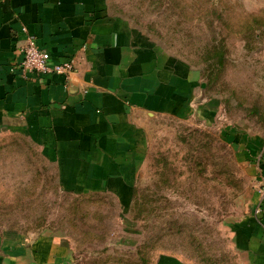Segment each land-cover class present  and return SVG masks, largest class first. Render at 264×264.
Listing matches in <instances>:
<instances>
[{"label": "rangeland", "instance_id": "374dc122", "mask_svg": "<svg viewBox=\"0 0 264 264\" xmlns=\"http://www.w3.org/2000/svg\"><path fill=\"white\" fill-rule=\"evenodd\" d=\"M110 3L186 62L194 81L201 76L206 100L191 117L148 124L131 207L110 195L64 191L56 167L26 135L0 133V234L51 233L74 253L72 264H153L164 253L194 264H242L228 221L256 181L230 132L264 139V0Z\"/></svg>", "mask_w": 264, "mask_h": 264}, {"label": "crops", "instance_id": "0c3cea01", "mask_svg": "<svg viewBox=\"0 0 264 264\" xmlns=\"http://www.w3.org/2000/svg\"><path fill=\"white\" fill-rule=\"evenodd\" d=\"M29 37L51 64L72 60L74 73L23 76ZM206 96L201 76L194 81L186 62L163 52L110 0H0V133L26 135L66 192L131 206L148 124L191 117ZM235 131L231 143L256 184L228 230L242 264H264V139ZM73 254L51 233L0 234V264H72ZM153 264L194 263L164 253Z\"/></svg>", "mask_w": 264, "mask_h": 264}, {"label": "built area", "instance_id": "2783aa9c", "mask_svg": "<svg viewBox=\"0 0 264 264\" xmlns=\"http://www.w3.org/2000/svg\"><path fill=\"white\" fill-rule=\"evenodd\" d=\"M18 68L25 77L29 75L42 76L49 74L70 77L75 71V65L72 60L51 64L48 61L46 53L39 49L36 39L33 37L28 38L27 44L23 48V59ZM258 163H260V160H258ZM260 193L264 201V186L260 187Z\"/></svg>", "mask_w": 264, "mask_h": 264}, {"label": "trees", "instance_id": "16d2710c", "mask_svg": "<svg viewBox=\"0 0 264 264\" xmlns=\"http://www.w3.org/2000/svg\"><path fill=\"white\" fill-rule=\"evenodd\" d=\"M224 58H225V55L222 51H217L214 56H213V59L216 61V63L218 64V68H223L224 66ZM216 66V65H215ZM135 195H136V187L134 188L133 190V194H132V203H131V206L134 202V198H135ZM130 206V207H131Z\"/></svg>", "mask_w": 264, "mask_h": 264}]
</instances>
